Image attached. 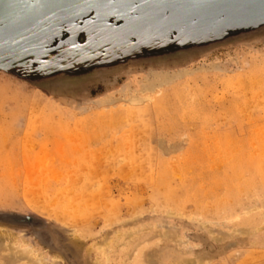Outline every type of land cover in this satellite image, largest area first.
<instances>
[{"label":"rangeland","instance_id":"obj_1","mask_svg":"<svg viewBox=\"0 0 264 264\" xmlns=\"http://www.w3.org/2000/svg\"><path fill=\"white\" fill-rule=\"evenodd\" d=\"M60 33L0 67V264H264V0H112Z\"/></svg>","mask_w":264,"mask_h":264},{"label":"water","instance_id":"obj_2","mask_svg":"<svg viewBox=\"0 0 264 264\" xmlns=\"http://www.w3.org/2000/svg\"><path fill=\"white\" fill-rule=\"evenodd\" d=\"M112 0H0V67L25 65L37 56L49 35L97 13ZM29 223L31 220L8 217Z\"/></svg>","mask_w":264,"mask_h":264},{"label":"bare ground","instance_id":"obj_3","mask_svg":"<svg viewBox=\"0 0 264 264\" xmlns=\"http://www.w3.org/2000/svg\"><path fill=\"white\" fill-rule=\"evenodd\" d=\"M167 82H169V79L158 81L156 85L150 86L148 91L152 93L155 89L160 88L162 84H166ZM2 239H9V235L0 234V241ZM6 247L14 253V257L17 259L19 258L21 260H26L28 264H45L43 259L40 257H37L35 260L32 259V254L34 253H32L33 251L30 248H18L11 242Z\"/></svg>","mask_w":264,"mask_h":264}]
</instances>
